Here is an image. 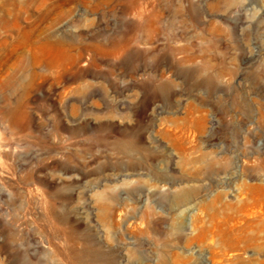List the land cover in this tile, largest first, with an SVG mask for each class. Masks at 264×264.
<instances>
[{
  "label": "rangeland",
  "instance_id": "1",
  "mask_svg": "<svg viewBox=\"0 0 264 264\" xmlns=\"http://www.w3.org/2000/svg\"><path fill=\"white\" fill-rule=\"evenodd\" d=\"M0 264H264V0H0Z\"/></svg>",
  "mask_w": 264,
  "mask_h": 264
}]
</instances>
